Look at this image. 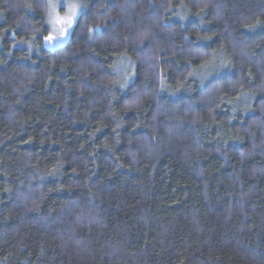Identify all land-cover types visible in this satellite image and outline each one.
Listing matches in <instances>:
<instances>
[{
	"label": "trees",
	"instance_id": "16d2710c",
	"mask_svg": "<svg viewBox=\"0 0 264 264\" xmlns=\"http://www.w3.org/2000/svg\"><path fill=\"white\" fill-rule=\"evenodd\" d=\"M85 1L0 0V264H264V0Z\"/></svg>",
	"mask_w": 264,
	"mask_h": 264
},
{
	"label": "rangeland",
	"instance_id": "374dc122",
	"mask_svg": "<svg viewBox=\"0 0 264 264\" xmlns=\"http://www.w3.org/2000/svg\"><path fill=\"white\" fill-rule=\"evenodd\" d=\"M49 2V14L48 23L51 28L54 37L51 41L47 40L46 46L50 49H58L63 47L72 36V33L77 25L80 16L87 9V2L85 0H48ZM75 6L74 19L71 27L67 28L66 33L61 31L63 26L57 23V17H66L73 12V7ZM121 71V76L125 77L127 83L132 81L133 74L131 73L130 66L123 65Z\"/></svg>",
	"mask_w": 264,
	"mask_h": 264
},
{
	"label": "snow or ice",
	"instance_id": "6c2138e0",
	"mask_svg": "<svg viewBox=\"0 0 264 264\" xmlns=\"http://www.w3.org/2000/svg\"><path fill=\"white\" fill-rule=\"evenodd\" d=\"M73 7V12H72V14H70V15H68V16H66V17H57V23H59V24H61V25H63V26H66V27H62L61 28V31L62 32H64V33H66V31H67V28L68 27H71V25H72V23H73V19H74V12H75V6L73 5L72 6ZM47 39L49 40V41H51L52 39H54V37H52V36H49V37H47Z\"/></svg>",
	"mask_w": 264,
	"mask_h": 264
}]
</instances>
